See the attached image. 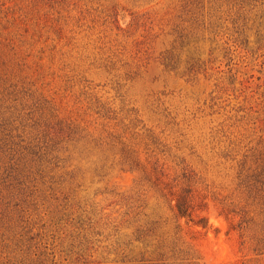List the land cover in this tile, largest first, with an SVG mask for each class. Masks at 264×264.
<instances>
[{"label": "rangeland", "instance_id": "rangeland-1", "mask_svg": "<svg viewBox=\"0 0 264 264\" xmlns=\"http://www.w3.org/2000/svg\"><path fill=\"white\" fill-rule=\"evenodd\" d=\"M0 264H264V0H0Z\"/></svg>", "mask_w": 264, "mask_h": 264}, {"label": "trees", "instance_id": "trees-1", "mask_svg": "<svg viewBox=\"0 0 264 264\" xmlns=\"http://www.w3.org/2000/svg\"><path fill=\"white\" fill-rule=\"evenodd\" d=\"M178 208H179L180 214L185 215V211L180 206Z\"/></svg>", "mask_w": 264, "mask_h": 264}]
</instances>
